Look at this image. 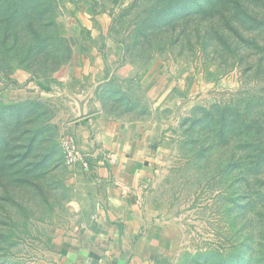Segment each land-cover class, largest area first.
<instances>
[{
    "label": "rangeland",
    "instance_id": "1",
    "mask_svg": "<svg viewBox=\"0 0 264 264\" xmlns=\"http://www.w3.org/2000/svg\"><path fill=\"white\" fill-rule=\"evenodd\" d=\"M146 1L0 0V10L10 15L16 6L22 26L29 20L35 29L21 33L22 46L39 41L44 54L46 49L57 50L58 62L69 58L56 71L51 72L57 65L54 58L48 59L46 67L26 70L13 60L12 32H7L6 40L0 38V157L7 155V123L18 112L24 120L30 119L26 128L41 130L39 140L47 139V147L60 148L71 121L69 99L53 94L19 100L23 91L16 75H25L36 85H58L59 74L70 68L79 46L69 36L81 26L82 17L106 20L107 15L110 37L118 47L109 61V79L95 94L103 111L134 123L164 119L175 130L173 152L140 207L156 234L171 245V263L264 264V155L258 161L260 148L237 151L235 133H229L220 148L206 149L220 138L204 123L213 109L217 117L218 113L231 116L237 100L264 94V73L258 74L264 58V5L250 7L249 16L258 21L247 25L234 21L240 11L236 7L228 13L206 14L209 9L194 6L177 12L173 22L152 27L156 1ZM161 27L167 30L157 37L163 47L155 53L159 42L152 36L145 42L140 36L146 28L150 35ZM80 37L86 42L89 34ZM226 128L237 129L234 122ZM237 153L245 155L242 165L228 169ZM0 170V264H58L52 250L54 232L84 226L85 216L94 208L85 205L75 211L73 200L79 190L72 187L73 171L60 152L49 176L38 184L46 189L45 201L36 188H14L7 169Z\"/></svg>",
    "mask_w": 264,
    "mask_h": 264
},
{
    "label": "crops",
    "instance_id": "2",
    "mask_svg": "<svg viewBox=\"0 0 264 264\" xmlns=\"http://www.w3.org/2000/svg\"><path fill=\"white\" fill-rule=\"evenodd\" d=\"M86 15L69 36L79 46L70 68L59 74L58 85H36L25 75H16L23 91L19 100L53 94L69 99L67 135L75 138L92 163L89 174L71 170L72 187L79 190L73 200L75 211L85 205L94 208L85 216L84 226L57 229L52 250L58 264H172L171 245L156 234L140 207L173 152L175 130L164 119L134 123L103 111L95 94L109 79V61L118 46L110 37L111 17L93 20ZM83 32L89 34L86 42L78 40ZM108 156H115L116 163L107 161Z\"/></svg>",
    "mask_w": 264,
    "mask_h": 264
},
{
    "label": "trees",
    "instance_id": "3",
    "mask_svg": "<svg viewBox=\"0 0 264 264\" xmlns=\"http://www.w3.org/2000/svg\"><path fill=\"white\" fill-rule=\"evenodd\" d=\"M151 0H147L146 2H150ZM154 1V0H152ZM157 8L154 7V11L152 17L156 16V19L153 22V26L158 24L166 25L170 22H173L174 17H176L177 12H185L191 10L194 6L200 8L202 6L207 10L206 14H212L214 12H227L229 9L236 7L240 11L236 14V19L234 21L240 22L244 25H247V22L255 23L258 20L249 16L250 7L254 3L263 4L264 0H155ZM31 3V1H29ZM138 4V1H136ZM205 3V6H204ZM208 3V5H206ZM143 5V3H142ZM256 6V5H255ZM13 6L10 9V15L7 14V10H0V38L7 39V32H12L13 35V60L17 63H21L23 69H29L30 71L39 68L46 67L47 61L49 58L53 59L55 52L53 48L51 50L46 49L45 54L41 50V43L39 41H35L34 43L29 41L24 46L22 43L18 41V38L21 37V33L23 31H27L30 33H34V27L31 24V21L27 20L25 26L21 24L20 10ZM161 7V8H159ZM24 11V8H22ZM30 11V10H29ZM27 11V13H29ZM232 11L230 10L229 13ZM228 13V12H227ZM148 25V24H147ZM160 26V25H159ZM262 24H258V27H261ZM148 29H144L143 34L140 37H145V42H149V37L152 36L159 43V49L156 50L155 53L161 52V47H163L160 40L157 39L158 36H162L167 30L163 27L159 28L155 34H148ZM37 31V30H36ZM39 31V30H38ZM35 33V35L38 33ZM43 43V42H42ZM64 43V42H63ZM44 44V43H43ZM65 44V43H64ZM66 46V44H65ZM64 46L60 45L59 49L62 50ZM164 50V48H163ZM52 56V57H51ZM73 57V56H72ZM62 59V58H60ZM59 59V60H60ZM69 58H66V62ZM264 58L260 59L259 64V73L262 75L264 73V68L262 65L264 63ZM53 65H56L54 68H51L52 71H56L60 69L64 62V60L60 63L56 59V57L52 61ZM64 62V63H63ZM34 75V74H33ZM32 78V77H31ZM37 82L36 78H32ZM40 85V84H38ZM264 89V88H263ZM244 93V92H243ZM264 93V90L262 91ZM34 100H39V97L32 96ZM236 100V99H235ZM242 103L244 105L242 106ZM221 106V105H220ZM219 106V107H220ZM225 106V105H224ZM255 106L256 108H254ZM235 114L228 116L226 113H218L216 109H213L208 112L207 116H205L204 123L210 129H215L217 132L218 138L220 140H215L217 143L208 145L206 149L215 150L216 148H220V144L222 142L225 143L228 140L229 133H235V142L237 145V151H249L250 149L255 150V148L259 149L256 157H258V161L261 156L264 155V94L251 93L248 96V99L243 100L242 102L238 101L235 103ZM256 112L259 114L256 115ZM24 114L18 112L14 116V120H11L10 123H7L8 128V136H7V155H1L0 157V169H7V179L10 182H13L14 188H23L28 191L34 190L35 188L41 193V196L46 201L45 192L46 189L42 186H39V181H44L51 171L52 163L56 162L57 157L60 152L64 161L63 153L59 144L55 148L47 147V139L41 137L39 140L40 131L35 128L29 130L26 128V123H30V119L24 120ZM234 117V118H233ZM250 121H249V120ZM202 122V121H201ZM200 122V123H201ZM229 122H234L237 129H234L232 132L226 131V125ZM203 122L201 124H204ZM35 129V130H34ZM20 140V141H19ZM49 140V139H48ZM195 141V140H193ZM197 141V140H196ZM258 141V144H257ZM45 143V144H44ZM257 144V145H256ZM45 145V146H44ZM47 145V146H46ZM60 150V152H59ZM203 154V153H202ZM33 159V160H32ZM245 159L244 154H235L228 165V169H234L239 165H242V162ZM65 162V161H64ZM91 162V161H90ZM228 162V163H229ZM1 172V170H0ZM7 193L10 195V191ZM14 203V201H13Z\"/></svg>",
    "mask_w": 264,
    "mask_h": 264
},
{
    "label": "built area",
    "instance_id": "4",
    "mask_svg": "<svg viewBox=\"0 0 264 264\" xmlns=\"http://www.w3.org/2000/svg\"><path fill=\"white\" fill-rule=\"evenodd\" d=\"M59 143L67 166L81 169L82 173L85 174L91 172L90 158L82 152L74 137L66 135L60 139ZM106 160L110 163H116L115 156H108Z\"/></svg>",
    "mask_w": 264,
    "mask_h": 264
}]
</instances>
